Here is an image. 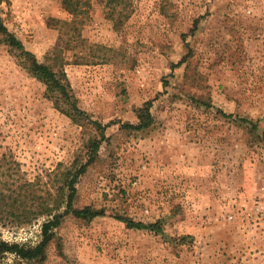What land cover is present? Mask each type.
<instances>
[{"label": "rangeland", "instance_id": "rangeland-1", "mask_svg": "<svg viewBox=\"0 0 264 264\" xmlns=\"http://www.w3.org/2000/svg\"><path fill=\"white\" fill-rule=\"evenodd\" d=\"M124 1L117 14L88 0L78 16L62 0L0 3L40 62L61 50L78 107L107 126L72 201L104 215L85 223L63 206L42 264H264V0ZM146 103L149 129H121ZM93 136L0 45V168L10 189L38 181L42 194L59 166L84 161ZM118 216L163 231L130 229ZM45 219H5L0 241L34 247ZM17 260L7 253L0 264Z\"/></svg>", "mask_w": 264, "mask_h": 264}, {"label": "trees", "instance_id": "trees-1", "mask_svg": "<svg viewBox=\"0 0 264 264\" xmlns=\"http://www.w3.org/2000/svg\"><path fill=\"white\" fill-rule=\"evenodd\" d=\"M88 0H62L65 11L78 16L85 13L82 9ZM7 0H0V3ZM107 6L112 13H123L128 9V3L124 0H107ZM125 18H117L112 20L113 27L118 29ZM62 24H66L63 22ZM0 45L8 49L9 54L15 60L16 66L23 71L28 77H31L44 87V96L52 102L54 108L61 114L68 117L73 123L90 129L95 136L89 139L86 145L83 162L79 165L73 162L69 167L63 169L57 168L51 175L49 187L42 194H38L35 187L37 182L20 181L14 189H10L6 185L3 178L7 175L8 169L2 170L0 166V222L10 219L17 225L30 224L39 218L46 217L41 225V240L34 247L20 246L18 244H8L0 241V259L5 254H12L17 258L16 264H42L47 255V248L53 240L52 230L59 226L62 214L58 212L63 206L66 207L64 213L72 215L75 219L89 223L92 220L104 215L102 210H96L91 206L72 207L75 187L74 184L79 175L97 158V152L101 143L105 140L106 125L87 117L78 107L76 99L72 93V89L68 82L66 73L62 68L61 50L54 48L49 54L45 62H40L36 56L28 51L21 40L11 32L4 24L0 16ZM204 107H210L206 103H202ZM224 114V113H222ZM137 123L121 124L123 130H133L136 133H143L149 129L153 123V117L150 113V104H144L136 112ZM231 119V115H224ZM239 121L254 131L257 125L252 121L241 118ZM264 136V133H263ZM264 138V137H263ZM127 228L136 230H148L155 234H161L162 228L159 223L144 224L135 222L126 217H116Z\"/></svg>", "mask_w": 264, "mask_h": 264}]
</instances>
